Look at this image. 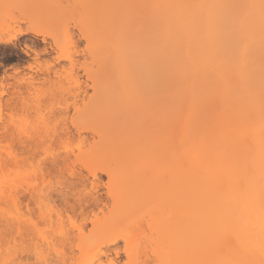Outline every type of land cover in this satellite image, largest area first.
Here are the masks:
<instances>
[{
  "label": "bare ground",
  "instance_id": "bare-ground-1",
  "mask_svg": "<svg viewBox=\"0 0 264 264\" xmlns=\"http://www.w3.org/2000/svg\"><path fill=\"white\" fill-rule=\"evenodd\" d=\"M67 1L92 38L90 90L75 76L76 50L60 43L56 59L58 42L41 74L13 82L47 90L16 88L28 96L23 117L13 123L9 103L0 125V264H80L97 249L116 264L120 252L134 264L259 261L264 38L259 9L233 6L260 0ZM34 40L24 53L46 54Z\"/></svg>",
  "mask_w": 264,
  "mask_h": 264
},
{
  "label": "rangeland",
  "instance_id": "rangeland-1",
  "mask_svg": "<svg viewBox=\"0 0 264 264\" xmlns=\"http://www.w3.org/2000/svg\"><path fill=\"white\" fill-rule=\"evenodd\" d=\"M67 4V0H53V2H49L48 0H0V39L11 37V35L16 34L19 29L27 31V34L18 36V39L13 41L15 43L14 45H12V43L8 44L0 42V80L4 81V86L0 88V90H3V93L1 92L2 90L0 91V125H2L6 121L7 114L11 112L7 109L9 103L15 104L17 108L15 111L13 110V112H15V115L12 118L13 123H17L18 119L23 117V113L20 110H22V104L24 103L23 101L28 98V96L24 94L28 90H25V84H20L21 86H17L16 84L22 83L23 81L21 82V80L27 78L28 74H41L43 68L51 65L54 56L57 55L56 53H58L56 52L58 50H56L57 48L55 49L56 45L54 46V44L55 42H58L57 39L61 41H59L60 43L65 44V39H63L65 38V35H63L65 34V31L67 34V44L77 51L75 61V76L79 81V87L80 89L88 88L87 85L90 83V79L87 77L83 69L84 67H87L88 64L86 41L84 39V36L80 35V31L78 29L80 26H78L79 24H77V21H75L76 19H74L76 17L73 16L74 13L73 11H71V9H74V7L70 4ZM6 5H25L27 7L6 8ZM36 24H39L43 27H51L55 31V38H53L52 35H49L48 42L47 44H45V41H41L42 36L35 35L34 37L33 33L28 29L30 25L34 26ZM58 24H62L64 30H61L58 27ZM32 39H35L34 41L35 43H37L38 48H47L48 52L46 54L40 53L39 58H36L34 56V52L32 51L31 52L33 53V55L24 53V46L28 44V42ZM28 65H32V67H28ZM16 80H18L19 82H16ZM13 82H15L16 84H13ZM5 84H7V86ZM14 85H16L17 87H15ZM22 86H25V88H23ZM6 87L8 90L5 89L4 91V88ZM19 87H22V89L20 90ZM16 88H19V90L17 91L24 92L22 90H25V92H12L15 91ZM46 90L47 88L41 86V84L36 83L35 86L32 87L28 92L32 93L31 96H35ZM88 90L90 89L88 88ZM21 96H24L25 98L23 97L24 99H22ZM80 170L82 171L83 168H80ZM85 172L86 170L84 169L83 173ZM102 178L104 181L106 180L105 175H102ZM79 218H81V216L77 218L75 217V220H77L76 222L82 223L83 219ZM84 222H88V225L89 219H85ZM40 227H42L41 229L44 228L43 225H41ZM24 257L26 258V260ZM28 257L30 259L27 258V256L23 255L21 259H24V262L20 261L21 259H18V262L20 261L19 264H21L22 262V264H27L25 262L32 264L31 261H35V258H33V256L32 258L30 256ZM117 260L118 264H124L125 256L122 252H120L117 256ZM15 264H18L17 261Z\"/></svg>",
  "mask_w": 264,
  "mask_h": 264
},
{
  "label": "snow or ice",
  "instance_id": "snow-or-ice-1",
  "mask_svg": "<svg viewBox=\"0 0 264 264\" xmlns=\"http://www.w3.org/2000/svg\"><path fill=\"white\" fill-rule=\"evenodd\" d=\"M6 8H17V7H27L25 5H6ZM80 7H86V6H80ZM155 7V6H154ZM227 7V6H225ZM233 7H242V8H246V9H255L258 8L259 9V13H260V24H261V32H262V38H264V0H260L259 5H240V6H233ZM58 27L61 30L63 29V25L62 24H58ZM30 32H35L37 36H44L45 37V44H47L48 42V37L49 35H52L53 38H55V31L51 28V27H43L39 24H36L34 26L29 27L28 29ZM84 39L89 41V44L91 45V41L92 38L91 36H84ZM4 43H8L11 44L13 43V40H6L4 41ZM65 45L67 44V34L65 31ZM58 47H61V52L57 55L56 59H62L64 58V48L60 45V42L58 41ZM27 54L29 55H33V53L31 52V50H26ZM34 56L36 58H39L40 53L36 52L34 53ZM28 67H32V65H28ZM18 71V70H17ZM261 107H262V111H264V81H262V101H261ZM73 123L76 124L77 123V118L76 116H73ZM77 147H80L79 145H77ZM64 150L66 151H73V148L70 147H66ZM85 157H87V154H84ZM84 166L85 168L89 171V178L92 179L94 181L93 183V188H95V181L97 180V176L92 174V165L88 162V159L85 158L84 160ZM97 171H101L104 169H100L97 168ZM261 170H262V180H264V145H262V151H261ZM107 184L105 185V187H107L109 189V195L112 196L113 200H117L120 193L119 191H117L115 194L112 191V186L114 184V173L111 169H107ZM260 204H261V213L262 215H264V188H262L261 191V198H260ZM221 225L223 226L224 230H225V235H231L232 234V230L230 229V225L227 222V220L225 219H221L220 220ZM93 226H94V222H93ZM261 231H262V235H264V223H262L261 225ZM117 239H120V237H117ZM124 243H125V251H128V244H129V240L127 237L124 238ZM132 247L134 249H136L138 247L137 243H133ZM164 247L167 248L168 245L164 244ZM259 254H260V259L259 261H246L244 262V264H264V244H261L260 250H259ZM101 253L99 252V250L97 249V251L93 254H91V256L87 259H83L81 260L80 264H116L115 261L113 260H108L107 262L102 261V260H98V256H100ZM117 255H119V253H117ZM3 264H15L14 261H5L3 262ZM124 264H134V262L132 260H126L124 262ZM138 264V262H137ZM159 264H208V262L205 261H200V260H196V259H172V258H161L159 260ZM221 264H235V262H221Z\"/></svg>",
  "mask_w": 264,
  "mask_h": 264
}]
</instances>
